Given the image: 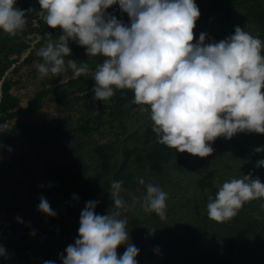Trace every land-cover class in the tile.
Masks as SVG:
<instances>
[{
  "label": "rangeland",
  "instance_id": "obj_1",
  "mask_svg": "<svg viewBox=\"0 0 264 264\" xmlns=\"http://www.w3.org/2000/svg\"><path fill=\"white\" fill-rule=\"evenodd\" d=\"M195 2L200 16L193 42L201 32L207 33L206 40L219 41L233 34L237 25L264 40V0ZM40 18L41 13L26 21L16 36L0 31V65L9 63L0 79V97L5 82L17 99L16 109L25 107L40 90L49 92L39 110L6 122L7 128L26 123L33 132L0 145V229L15 227L28 248L39 252L32 262L19 264L45 260L61 264L67 245L78 236L86 201H98L95 211L106 213L113 204L108 192L112 181L123 180V194L131 203L132 195L140 196L145 190L138 177L168 193L166 220L145 212L139 201L123 213L131 242L139 248L138 264H264V198L246 202L235 217L223 222L209 218L206 207L225 180L251 174L264 183V166H257L264 152L254 151L264 146V134L246 132V153L231 143L221 147L212 142L214 151L207 157L171 148L154 169L146 153L160 143L149 113L140 111L133 99L121 107L112 97L94 100L91 71L80 77L71 69L40 76L35 62L42 58L36 53L48 40L32 30ZM69 46L70 58L86 61L93 70L103 59L88 57L85 48L71 40ZM125 93L134 97L131 90ZM68 163L71 169H56ZM45 185L53 195L49 203L55 216L38 209ZM125 248L119 246L118 254Z\"/></svg>",
  "mask_w": 264,
  "mask_h": 264
},
{
  "label": "clouds",
  "instance_id": "obj_2",
  "mask_svg": "<svg viewBox=\"0 0 264 264\" xmlns=\"http://www.w3.org/2000/svg\"><path fill=\"white\" fill-rule=\"evenodd\" d=\"M38 2L49 28L62 30L57 39H48L37 49L42 59L35 67L41 77L69 69L80 77L91 71L94 100L108 101L118 89L131 90L133 103L149 113L157 141L176 152L207 157L218 137L264 134V40L258 36L237 25L233 34L219 41L206 40L207 33L201 32L193 42L200 16L195 0ZM16 5L17 0H0V31L9 36L23 31L30 11ZM113 5L127 13L129 23L108 13ZM69 40L84 47L88 57L100 56L102 61L93 70L86 61L71 59ZM7 127L6 122L0 123V131ZM254 151L264 152V146ZM257 166H264V159ZM137 179L145 190L140 196L132 195L131 203L123 194V180L111 183V211L97 213L98 201H86L78 236L67 245L61 264H138L139 248L131 242L123 213L139 201L145 212L166 220L168 193L157 184L145 183L143 177ZM260 198H264V183L258 177L248 174L225 180L215 197H209L207 215L227 221L246 202ZM38 209L56 215L43 195ZM121 245L126 248L118 254ZM0 257H7L3 245Z\"/></svg>",
  "mask_w": 264,
  "mask_h": 264
},
{
  "label": "trees",
  "instance_id": "obj_3",
  "mask_svg": "<svg viewBox=\"0 0 264 264\" xmlns=\"http://www.w3.org/2000/svg\"><path fill=\"white\" fill-rule=\"evenodd\" d=\"M17 7L30 10L26 12L27 21L35 18L36 15L41 13V18L37 21V26L33 27V31L37 32L43 39H56L61 33V29L59 28H49V26L44 22L42 18V9L40 8L38 0H26L16 5ZM108 13L113 14L117 17V19L122 20L125 23H129V17L127 13H124L120 10L118 5L111 6L108 10ZM51 33V36L48 34ZM80 46V45H79ZM10 51L9 53H11ZM9 63L0 65V79L3 75V72L7 70ZM76 81H70V85H73ZM9 85L10 83H3L1 97H0V123L7 122L8 120L14 119L15 117H19L21 115L29 114L36 112L39 110L41 106V100L43 97L48 95L47 90H40L36 96L31 100L25 107L17 108V99L9 93ZM128 90H116L115 94L112 98H114L116 105L119 107L124 104L130 102L133 98L131 95L126 94ZM62 94V93H61ZM57 99L61 102V98L58 96L59 93H55ZM52 130H58L55 126H49ZM34 128L26 123H14L11 127L0 131V145L5 143H12L23 136L31 134ZM84 132H88L89 128L84 129ZM218 146H226L231 143L238 151L241 153L248 152L249 148V140L247 138L246 132H241L234 135L231 139H225L223 137H218L214 141ZM171 150L170 147L166 145L159 144L156 146H152L150 151L146 153V160L151 162V165L154 169H158L159 164L163 160L165 152H169ZM71 164H60L56 169L66 168L71 169ZM52 173H56L55 170ZM61 174V173H60ZM61 178V175H58L57 180ZM42 190V195L46 197L49 201L52 198V192L48 190V186L45 185ZM1 228V227H0ZM264 234V231L262 232ZM0 245H3L7 252V257H0V264H19V263H30L34 259H36L39 255L38 251H33L28 248L25 241H23L20 237H18V230L13 226H6L0 229Z\"/></svg>",
  "mask_w": 264,
  "mask_h": 264
}]
</instances>
